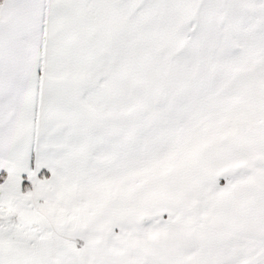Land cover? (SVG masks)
<instances>
[{
  "label": "snow or ice",
  "instance_id": "1",
  "mask_svg": "<svg viewBox=\"0 0 264 264\" xmlns=\"http://www.w3.org/2000/svg\"><path fill=\"white\" fill-rule=\"evenodd\" d=\"M0 264H264V0H0Z\"/></svg>",
  "mask_w": 264,
  "mask_h": 264
}]
</instances>
